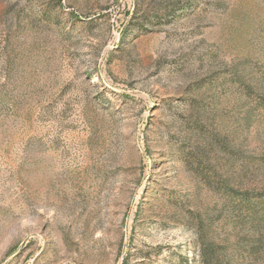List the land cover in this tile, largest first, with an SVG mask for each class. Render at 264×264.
Listing matches in <instances>:
<instances>
[{
    "label": "rangeland",
    "instance_id": "obj_1",
    "mask_svg": "<svg viewBox=\"0 0 264 264\" xmlns=\"http://www.w3.org/2000/svg\"><path fill=\"white\" fill-rule=\"evenodd\" d=\"M0 264H264V0H0Z\"/></svg>",
    "mask_w": 264,
    "mask_h": 264
}]
</instances>
